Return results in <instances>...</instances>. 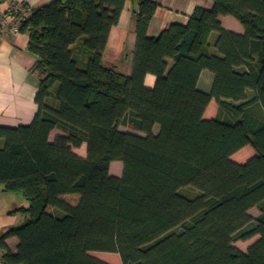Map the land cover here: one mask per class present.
I'll return each instance as SVG.
<instances>
[{"label":"trees","instance_id":"obj_1","mask_svg":"<svg viewBox=\"0 0 264 264\" xmlns=\"http://www.w3.org/2000/svg\"><path fill=\"white\" fill-rule=\"evenodd\" d=\"M212 2L150 37L159 5L141 0L130 75L103 63L125 0H55L21 21L37 109L29 126L0 127V186L28 203L0 237L1 264H264V0ZM245 147L254 156L231 161Z\"/></svg>","mask_w":264,"mask_h":264},{"label":"crops","instance_id":"obj_2","mask_svg":"<svg viewBox=\"0 0 264 264\" xmlns=\"http://www.w3.org/2000/svg\"><path fill=\"white\" fill-rule=\"evenodd\" d=\"M53 1L55 0H0V16H6L11 23H16L15 19L18 15H6L12 4L17 5L18 10L26 11L30 14L34 9L50 4ZM140 1L125 0L119 22L111 29L107 47L103 54L104 65L114 68L124 75H130L132 71L133 50L136 40L134 16L138 11ZM151 1L156 2L159 7L148 27L147 35L150 37L158 36L171 24L185 26L197 7L203 9H211L213 7L212 0ZM219 21L223 29L236 34H243V28L232 17H220ZM215 38L216 34L210 35L208 41L210 45ZM27 45L28 35L25 33L19 32L17 35L12 36L7 30L0 32V127L14 129L21 126H29L36 114L37 107L34 99L39 78L37 75L30 73L35 60L28 54ZM203 74L204 71L200 75L198 88L202 80L209 82L210 78L205 77L203 79ZM154 81V77L147 76L145 80L146 87L152 88ZM213 110L215 111L210 113V115H206L205 112L204 118L207 120L213 119L217 108ZM211 115L213 116L210 117ZM60 135H62L60 131L53 130L49 135V142H52ZM1 146L2 140H0ZM82 148L85 150V145H82ZM85 154L86 152L77 155L85 157ZM232 158L231 156L230 159ZM27 207V201L20 194L4 192L3 186H0V237L24 222V216L19 213L14 214V211ZM256 216H258L257 211L254 217ZM256 239L254 238L251 242ZM6 244L14 252L17 240L16 238H8Z\"/></svg>","mask_w":264,"mask_h":264},{"label":"rangeland","instance_id":"obj_3","mask_svg":"<svg viewBox=\"0 0 264 264\" xmlns=\"http://www.w3.org/2000/svg\"><path fill=\"white\" fill-rule=\"evenodd\" d=\"M205 77H209L210 79H209V82L205 81V80H202V82L200 83V86H199L198 89L200 91H202V92H208L210 90V86H211L212 79H213V76H212V74L209 71H204V74H203L202 78L204 79ZM216 108H217V105L214 102L211 103L206 109V115H210V113H213V111H215L213 109H216ZM213 115H211L210 117H212ZM119 130L122 131V132H130V133H133V134L141 135L139 132H137L135 130H132L131 128L126 127V126H120ZM158 130H159V127L155 126L154 133H157ZM74 152L77 153V154H84L85 150L83 148L82 149L80 148V149L74 150ZM253 156H254L253 149L251 147H245L244 149H242V150L238 151L237 153H235L232 156L233 158L231 159V161L237 162L238 164H243L247 160L252 158ZM109 174H110V176L120 177L121 174H122V163L121 162H113V163H111L110 168H109ZM182 192L184 194H188V195H193L194 194V191L191 188H186V189L182 190ZM249 214L252 217H254L256 215V211L252 210V211L249 212ZM251 243H253V242H251V240L248 241V242H235L233 244V246L236 247L237 249L245 252L246 249L248 248V246L251 245ZM93 254L100 255V256L112 255V254H103V253H95V252H93ZM107 261H109L111 264H116V261L114 259H108Z\"/></svg>","mask_w":264,"mask_h":264},{"label":"built area","instance_id":"obj_4","mask_svg":"<svg viewBox=\"0 0 264 264\" xmlns=\"http://www.w3.org/2000/svg\"><path fill=\"white\" fill-rule=\"evenodd\" d=\"M6 15L14 16L18 15L15 19L16 23H11L6 16H0V32L7 30L8 33L12 36H15L19 33V26L22 20L27 18L29 14L26 11L18 10L17 5L12 4L8 9Z\"/></svg>","mask_w":264,"mask_h":264}]
</instances>
